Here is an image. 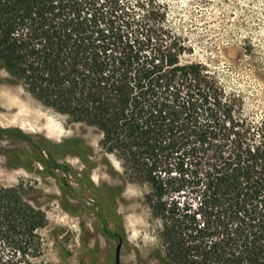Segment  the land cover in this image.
I'll use <instances>...</instances> for the list:
<instances>
[{
  "label": "trees",
  "instance_id": "obj_1",
  "mask_svg": "<svg viewBox=\"0 0 264 264\" xmlns=\"http://www.w3.org/2000/svg\"><path fill=\"white\" fill-rule=\"evenodd\" d=\"M87 1L0 0L4 66L45 106L100 130L105 151L134 169L133 179L147 181L153 196L161 198L166 188L158 165L183 148L214 158L204 174L214 212L194 228L205 240L200 264H264V126L243 117L203 63H182L181 48L142 51L162 17L157 0H115L125 26L141 34L137 40L120 34L122 27L110 37L96 29L101 18L88 16ZM138 9L143 14L136 18ZM6 134L32 141L0 128V138ZM37 158L49 170H70L52 155ZM100 216L106 234L121 241ZM47 223L24 181L0 184V264H31L27 256H41Z\"/></svg>",
  "mask_w": 264,
  "mask_h": 264
},
{
  "label": "rangeland",
  "instance_id": "obj_2",
  "mask_svg": "<svg viewBox=\"0 0 264 264\" xmlns=\"http://www.w3.org/2000/svg\"><path fill=\"white\" fill-rule=\"evenodd\" d=\"M87 2L88 16L101 18L96 29L110 37L122 27L119 33L126 39L141 36L122 22L125 16L115 11V0ZM157 4L162 17L142 51L181 48L182 63H203L243 117L264 126V0ZM142 14L138 9L134 15ZM0 128L32 138H0V184L24 181L28 199L47 214L48 223L40 230L44 250L39 257H26L31 264H200V243L205 240L194 228L213 211L205 198L204 174L214 158L183 148L158 165L166 188L161 198L153 196L147 181L133 179L134 169H125L119 155L105 151L100 130L45 106L1 59ZM41 154L52 155L70 170H49L38 160ZM101 214L121 241L106 234ZM184 254H190L187 260Z\"/></svg>",
  "mask_w": 264,
  "mask_h": 264
}]
</instances>
